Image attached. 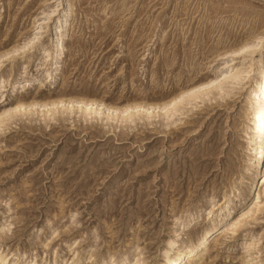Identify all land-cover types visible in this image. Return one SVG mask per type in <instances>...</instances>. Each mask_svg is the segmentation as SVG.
<instances>
[{"label":"rangeland","instance_id":"obj_1","mask_svg":"<svg viewBox=\"0 0 264 264\" xmlns=\"http://www.w3.org/2000/svg\"><path fill=\"white\" fill-rule=\"evenodd\" d=\"M260 33L264 0H0V53L17 46L0 63V111L64 100L0 123V251L19 264H162L169 239L196 243L211 204L242 184L255 60L244 87L224 83L167 118L151 106L220 74ZM70 98L97 104L86 113ZM251 196L237 231L226 225L191 264H241L243 247L264 264V184Z\"/></svg>","mask_w":264,"mask_h":264},{"label":"bare ground","instance_id":"obj_2","mask_svg":"<svg viewBox=\"0 0 264 264\" xmlns=\"http://www.w3.org/2000/svg\"><path fill=\"white\" fill-rule=\"evenodd\" d=\"M67 17L68 13L66 14L65 20ZM46 22L47 19H43V23ZM58 22L61 23L62 18L58 19ZM15 48H17V46H13L10 50L0 53V63L3 61V59L12 54V52H15ZM227 53L233 54V57L232 59L222 63L223 68L220 74L209 76L204 81H200L187 87L186 89L181 90L175 97L167 102L158 103L151 106L153 108H157V116L167 118L172 114L179 112L178 103L183 104L185 99H188L189 101L200 97V95H207L212 91V89L222 91L225 87L224 83H230L231 85L239 83L244 87L247 85L245 81L248 78L250 68L252 67L246 65L247 63L245 58L247 57L255 60V77L251 81L244 95L245 101L248 104V109L246 111L247 124L244 136V142L246 144L245 148L247 152V163L245 166L244 175L242 177L241 187L239 186L240 188L237 189L231 188L232 190L226 194L222 200H220L218 203L214 202L211 204V208L208 211L207 216L208 219L213 218L211 221L212 224L209 229L204 230L200 234L196 243H190L189 245L183 244V247H179L178 242L175 239H169L162 251V264H191L196 259L200 260V258L203 257L204 252L211 248L212 242H218L221 239L224 227H226V225L228 227L230 221L250 207L249 200L250 197H252L251 195H255L258 186L264 184V33L253 36L252 40L244 41L241 46ZM0 68H2V65ZM4 82L5 81H2L0 88L4 87L2 86ZM27 83H29L28 80H21L11 82L10 85L11 89L15 91L16 89L18 90V88L26 86ZM62 102H64V100L59 99L48 102H39L33 100L30 102L20 101L15 104L13 103L0 111V123L18 111L32 109L35 106L44 108L49 106L50 108H54ZM68 102L76 103L77 106H79L81 110L86 113H90L93 105L97 104L96 100H90L86 98H70ZM132 107L133 106H127L126 108L108 107L107 109L114 113H123ZM256 198H259V196ZM253 205L255 207L254 203ZM259 206L257 205L256 207ZM262 206L264 207V204H262ZM248 212L249 211H247L245 215L248 214ZM243 215H241V217ZM194 218L195 213L191 214L187 221L192 222ZM244 221L242 219V223ZM237 224H240L239 227H241V223ZM231 227L233 228L229 230H232L233 233H235L238 229V225L235 223H231L230 228ZM256 239L257 241L260 240H258V238ZM243 248L245 249V255L242 257L244 258V261H242L241 264H256L257 260L255 261L256 257H254V253H251L247 247ZM32 257L27 258L24 263L20 264H39L37 258ZM17 258H19L17 253H3V251H0V264H19L16 261ZM10 259H14V261L8 263ZM141 261L139 257L129 260L127 255L123 253L118 259L110 256V258H108V260L103 264H141ZM68 262L69 260L61 263L55 261L51 264H84L76 260L69 263Z\"/></svg>","mask_w":264,"mask_h":264}]
</instances>
